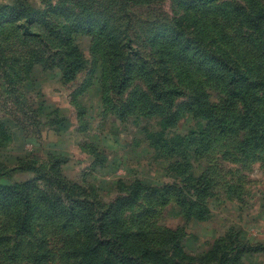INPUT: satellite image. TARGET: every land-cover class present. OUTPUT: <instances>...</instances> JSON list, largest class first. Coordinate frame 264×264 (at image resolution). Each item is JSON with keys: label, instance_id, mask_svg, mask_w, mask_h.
Returning <instances> with one entry per match:
<instances>
[{"label": "rangeland", "instance_id": "374dc122", "mask_svg": "<svg viewBox=\"0 0 264 264\" xmlns=\"http://www.w3.org/2000/svg\"><path fill=\"white\" fill-rule=\"evenodd\" d=\"M245 2L0 0V189L12 188L0 204V264H129L119 253L132 264H264V248L243 249L264 246V148L239 150L241 102L219 114L194 96L224 97L196 51L194 14L252 47L264 21L260 30L243 20L251 9L235 14ZM191 102L210 113L193 117ZM211 114L233 131L213 122L209 149L196 152ZM198 181L207 196L189 185ZM184 199L205 218L188 219Z\"/></svg>", "mask_w": 264, "mask_h": 264}, {"label": "trees", "instance_id": "16d2710c", "mask_svg": "<svg viewBox=\"0 0 264 264\" xmlns=\"http://www.w3.org/2000/svg\"><path fill=\"white\" fill-rule=\"evenodd\" d=\"M234 13H238L242 15V12H247L251 9V11L243 16V20L246 21L249 25L253 27L260 26L264 21V3L263 0H250L245 2L242 6H233L232 7ZM225 12V10L223 9ZM194 17L199 19L201 22L197 29V36L194 38L199 40V44H196V51L199 54H202V58L208 61L209 67L208 71H212V74L217 75V78L221 81L224 92V97L221 99L220 103L216 106L215 104H209L208 102H204L201 99L203 97H207L203 92L196 91L194 93L195 99L198 100L201 105L209 106V108L215 110L218 109V113H224L225 107L229 103V101L241 102L243 106V111L240 110L239 115L237 117V124L239 128L243 131L241 134V141L239 142V150L246 153L248 151H259L264 148V41L259 42L256 46H248L244 47L234 44V42L228 40L229 38L226 36L223 27L219 23L216 25L214 23V27L219 29V33L217 35V30L215 28H211L209 23L208 25L203 21V17L199 13H195ZM207 22V21H206ZM193 38V40H194ZM211 38V40H209ZM197 45H199L197 47ZM203 46V47H201ZM77 48V46H75ZM205 50V51H204ZM204 52H207L206 54ZM234 52V56H230V53ZM210 53V54H209ZM230 57V61H226L227 57ZM80 63V61H78ZM214 69V70H213ZM222 69H226L223 73H217ZM215 71V72H214ZM244 73L240 77V80H230L227 82L228 77L230 75L236 73ZM70 77L75 76L74 70L70 72ZM211 74V73H210ZM221 92V93H222ZM222 102V103H221ZM190 109L193 112V117L200 115L201 113H210V109L201 108L197 105H194L193 102L190 104ZM224 110V111H223ZM214 113V112H212ZM217 113V112H216ZM212 122L207 125V127L198 135L202 137H207V140L202 144L201 148L195 150L196 152H203L209 149V144L211 143V132L214 127V123H218L220 126L219 133H226L231 131L232 129H228L227 119L225 117H221L218 114H211ZM214 122V123H213ZM233 131V130H232ZM218 133V134H219ZM240 135V134H239ZM237 150V147H234ZM185 156V155H184ZM185 158V157H184ZM179 164L186 166L189 168L188 163L185 161H180ZM14 167V166H13ZM21 167H15L14 169H20ZM32 170L34 168L22 166V169ZM9 169H11L9 167ZM178 174L185 175L182 170L177 171ZM183 173V174H182ZM195 176V175H194ZM193 175H188L187 180L192 179ZM200 181L190 183L189 185L193 186L194 191L200 193L202 195L206 194L207 196L210 192L208 188L201 189ZM132 191L135 193L139 192L140 187H144V182L141 180L135 181L132 186ZM30 188V187H28ZM0 198L4 199V202H0L3 206H7L9 204L6 203V197H8V193L12 190L11 187L1 188ZM30 190L25 191L24 195H22L21 200L19 199V203H24L23 211L29 213L31 208V195ZM186 193H191L190 191H185ZM184 209V214L188 219L192 218H205L206 208L203 205H200L198 202L190 199L188 202L184 199V204H182ZM209 213V212H207ZM207 217V216H206ZM17 224V230L21 231L28 224V215L22 219V214L18 215V219L15 220ZM264 246L261 244H246L243 246L244 251H259L263 249ZM89 249L85 248L82 250V263L86 262L89 257ZM110 253V252H109ZM121 257L119 261L123 260L124 262H128L132 264V262L138 261V257L134 260V256L125 255L123 253H119L116 257ZM127 258V259H125ZM109 261H103V264H108Z\"/></svg>", "mask_w": 264, "mask_h": 264}]
</instances>
